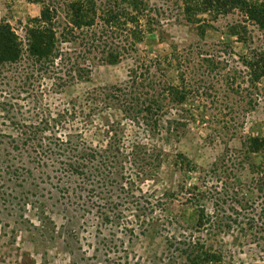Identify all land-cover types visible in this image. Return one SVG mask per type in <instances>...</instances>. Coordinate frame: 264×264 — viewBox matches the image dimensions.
Returning <instances> with one entry per match:
<instances>
[{"label":"trees","instance_id":"16d2710c","mask_svg":"<svg viewBox=\"0 0 264 264\" xmlns=\"http://www.w3.org/2000/svg\"><path fill=\"white\" fill-rule=\"evenodd\" d=\"M182 1L186 13L211 12L218 17L238 10L246 21L264 29V3L258 0ZM60 13L56 5L44 4L40 15L28 21L25 42L9 23L0 22V88H6L0 93L8 95H3V110L17 129L15 136H7L6 143L13 151H19L20 158L26 157L55 172L49 178L60 184L57 189L62 197L78 209L110 210L127 200L133 199L131 203L137 204L141 199L146 205L140 207V217H145L151 211L150 202L137 182L143 176L153 178L163 156L156 148L140 144L137 138L126 139L125 123L137 129L135 136L140 138H154L164 132L170 138L179 137L191 121H209L204 115L208 101L225 110L233 106L222 103L214 85H196L191 61L183 51L154 57L138 55V44L161 25L163 18L150 0H77L64 2L63 16ZM254 52L259 58L246 61L251 68L250 83L264 77V47ZM131 54H137L138 64L127 80L96 87L58 112L38 106L33 114L24 116L22 105L12 102L21 100L24 94L38 97L48 85L53 91H64L90 71L91 63L115 64ZM173 63L179 71V83L167 74L169 68H174ZM192 99L198 104L192 102L186 107ZM95 115L102 122L99 128L104 137L97 144L83 134L94 124ZM240 127V123L230 121V125H222L224 131L220 135L233 137ZM9 155L7 151L5 159ZM177 164L184 171H191L182 161ZM245 166L249 178L242 182L235 171L239 167L246 169ZM20 170L31 173L24 166ZM185 191L187 200L198 208L195 227L199 230L195 231L202 230L209 236L236 232L241 245L252 243L264 256V136H244L240 148H227L210 169L202 170L200 185ZM100 199L106 202L101 203ZM204 199H211L212 212L200 203ZM99 213L104 220H110L102 211ZM177 222L174 223L182 227ZM136 225L143 227L148 223L141 217ZM167 242L170 251L184 254L187 264L228 263L224 261V249L207 245L200 236H171ZM260 260L264 264L263 257Z\"/></svg>","mask_w":264,"mask_h":264},{"label":"rangeland","instance_id":"374dc122","mask_svg":"<svg viewBox=\"0 0 264 264\" xmlns=\"http://www.w3.org/2000/svg\"><path fill=\"white\" fill-rule=\"evenodd\" d=\"M43 1L0 0V22L9 23L25 42L28 21L40 15L44 4L56 5L63 16L64 2L77 0ZM150 1L163 18L161 25L138 44L141 50L138 55L154 57L183 51L191 61L196 85H214L222 103L233 107L225 110L208 101L204 115L209 121H191L179 137L170 138L164 132L154 138L145 135L140 138L135 136L137 129L125 123L126 139L137 138L140 144L156 148L163 156L156 175L143 176L141 182H137L146 193L144 196L151 209L145 217L141 216L148 226L138 227L136 223L143 213L140 207L146 205L143 200L138 199L136 204L130 199L118 208L92 207L85 212L62 197L57 189L60 184L49 178L55 172L26 157L20 158L19 151L10 149L7 136H15L17 129L6 119L3 110L4 96L8 95L0 93V264H187L184 254L170 251L167 239L171 236L179 239L188 234L202 237L209 246L224 249L227 256L224 261L229 264H263L260 257L264 259V256L256 246L241 245L236 232L209 236L202 230L195 231L199 230L195 227L199 212L197 206L187 200L185 188L200 185L202 170L210 169L227 148H240L244 136H264V77L250 83L251 68L246 63L247 59L259 58L254 51L264 47V29L246 21L238 10L215 17L211 12L186 13L182 0ZM258 1L264 3V0ZM131 55L115 64L91 63L90 71L64 91H53L48 85L38 97L24 94L21 100L12 102L22 105L24 116L33 114L38 106L58 112L96 87L127 80L138 64L137 54ZM175 65L173 63L174 68H169L167 74L170 80L179 83ZM192 102L198 104L192 99L185 106L189 107ZM230 121L240 123L242 128L233 137L220 135V131H224L222 125H230ZM93 122L83 134L97 144L104 141L103 130L99 128L102 122L98 115ZM7 151L9 164L4 156ZM180 161L191 171H184L177 164ZM22 166L31 173L20 170ZM235 175L244 182L249 178L247 167H239ZM200 203H205L206 210L212 212L211 199ZM99 211L110 220H104ZM125 219L129 222H123ZM236 236L238 239H234Z\"/></svg>","mask_w":264,"mask_h":264}]
</instances>
